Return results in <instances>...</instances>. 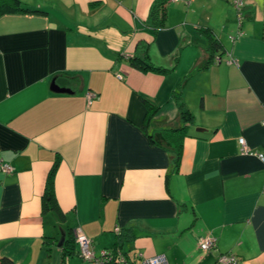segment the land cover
Masks as SVG:
<instances>
[{
  "label": "crops",
  "instance_id": "obj_1",
  "mask_svg": "<svg viewBox=\"0 0 264 264\" xmlns=\"http://www.w3.org/2000/svg\"><path fill=\"white\" fill-rule=\"evenodd\" d=\"M20 1L33 12L0 15V166L13 167L0 169V260L44 264L66 224L95 252L130 230L138 262L264 264V0H245L242 20L231 0L169 1L162 27L155 0ZM146 55L171 70L131 64ZM178 97L184 136L170 131L186 123ZM56 162L58 210L44 211Z\"/></svg>",
  "mask_w": 264,
  "mask_h": 264
},
{
  "label": "trees",
  "instance_id": "obj_2",
  "mask_svg": "<svg viewBox=\"0 0 264 264\" xmlns=\"http://www.w3.org/2000/svg\"><path fill=\"white\" fill-rule=\"evenodd\" d=\"M170 0H155L152 4L151 10H150V19L156 24L158 27H162L164 24V20L166 17V6L167 3ZM232 3V0H231ZM233 6V4H232ZM22 12H33V10H30L28 7H26L20 0H0V15H3L5 13H22ZM244 18V9L242 11V16L240 17V20ZM203 32H205L208 37H209V43H208V50H209V55L211 59L213 60L215 58L219 60V56H215L218 54H215L216 51L220 50L221 44L218 40V38L213 35L211 28L209 27H202L200 28ZM210 59V60H211ZM131 64H133L136 68L142 69L144 71L151 69L156 72H168L171 69L159 67L153 65L150 61L148 56H144L142 58H130ZM179 100V105H180V118L186 122L183 123L182 126L170 130L171 132H177L179 136H184L186 133H188L187 126L188 124L192 121L193 115L189 108L185 105V103L182 101L180 97H178ZM147 112L148 114L151 112L156 111V107L150 103L147 102ZM179 159H180V152L178 149L175 151L174 155V169L176 170L179 164ZM57 169V162L50 168L48 171V174L46 176V181H45V186L43 190V195H42V210L44 211H50L58 210V204L56 202L55 198V191H54V177ZM133 238V234L131 233L130 230H119L116 231V242L115 244L106 249H110V254L112 255L113 253L118 254V256H123L126 258L129 262V264H142L141 260L138 262L134 256H131L129 254V251L123 248V244L126 241H129ZM58 241L57 239L55 242ZM76 241L73 236V231H70L65 233V238L63 241V244L61 246V264H66V260L68 257H72L75 255H79L78 249L76 247ZM1 264H15L8 258H1L0 260ZM109 264H115L114 262H110Z\"/></svg>",
  "mask_w": 264,
  "mask_h": 264
},
{
  "label": "built area",
  "instance_id": "obj_3",
  "mask_svg": "<svg viewBox=\"0 0 264 264\" xmlns=\"http://www.w3.org/2000/svg\"><path fill=\"white\" fill-rule=\"evenodd\" d=\"M172 2H179L183 0H170ZM234 9L236 10L237 18L240 19L242 16V11L245 7V0H232ZM218 61V59H216ZM92 97L93 94L89 93ZM239 144L245 145L243 138L238 139ZM261 157V155H260ZM0 169L3 173L7 174L12 172L13 167L10 164L2 163ZM75 241L78 247L79 257L81 259H86L92 264H109L114 262L115 264H129L128 260L123 256H118L116 254H110V249L103 248L98 252H95L92 246V240L84 233L81 227H77L74 230ZM199 247L203 250H208L216 247V238L213 236H204L199 240ZM142 264H166L164 256H152L145 258ZM216 264H238V260L234 255L222 254L219 256Z\"/></svg>",
  "mask_w": 264,
  "mask_h": 264
},
{
  "label": "rangeland",
  "instance_id": "obj_4",
  "mask_svg": "<svg viewBox=\"0 0 264 264\" xmlns=\"http://www.w3.org/2000/svg\"><path fill=\"white\" fill-rule=\"evenodd\" d=\"M51 225H52L51 222L48 223L49 227H51ZM63 225H64V227L62 226V231L65 232L67 230V227H66V224H63ZM57 233H58V229H57ZM59 233H60L59 234V238H60V235H61L60 228H59ZM51 248H52V250L50 251V257H47L45 259V263L44 264H61L60 263V255H59V247H58V245H54ZM46 256H48V255H46ZM66 264H92V263L90 261L86 260V259H81V258L77 259L76 256H72V257H68L67 258Z\"/></svg>",
  "mask_w": 264,
  "mask_h": 264
},
{
  "label": "water",
  "instance_id": "obj_5",
  "mask_svg": "<svg viewBox=\"0 0 264 264\" xmlns=\"http://www.w3.org/2000/svg\"><path fill=\"white\" fill-rule=\"evenodd\" d=\"M51 89L53 91H55V92H68L69 91V90H66V89H61V88L57 87L54 84H52ZM64 238H65V233L63 231H61L60 238H59V240L57 242L58 247H61L62 246L63 241H64Z\"/></svg>",
  "mask_w": 264,
  "mask_h": 264
}]
</instances>
